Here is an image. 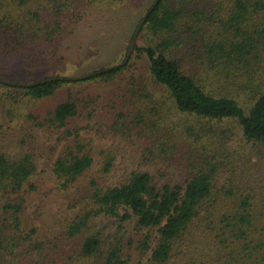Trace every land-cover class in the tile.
<instances>
[{
	"label": "trees",
	"instance_id": "16d2710c",
	"mask_svg": "<svg viewBox=\"0 0 264 264\" xmlns=\"http://www.w3.org/2000/svg\"><path fill=\"white\" fill-rule=\"evenodd\" d=\"M125 2L144 4L143 13L153 0H0V66L41 79L84 65L93 57L72 48L87 39L92 45L105 12ZM137 39L143 43L134 50L145 65L139 75L130 54L125 63L84 78L27 86L0 81L16 92V102H42L61 92L24 117L64 140L51 171L59 189H73L65 232L80 240L74 261L95 256L93 264H130L133 251L151 250L150 264H166L193 238L213 250L215 264H264V177L240 182L236 171L251 154L236 156L222 139L238 127L247 142L264 145V0H158ZM128 45L112 65L124 59ZM89 81L117 85L102 93L81 86ZM15 116L6 109L0 131ZM192 118L226 133L212 140L198 132L191 139L184 120ZM87 129L132 144L135 135L137 157L154 170L134 168L111 182L119 149L95 143L82 132ZM35 153L0 148V264H65L45 251L35 228H20L27 197L37 189ZM17 237L29 242L25 250Z\"/></svg>",
	"mask_w": 264,
	"mask_h": 264
},
{
	"label": "rangeland",
	"instance_id": "374dc122",
	"mask_svg": "<svg viewBox=\"0 0 264 264\" xmlns=\"http://www.w3.org/2000/svg\"><path fill=\"white\" fill-rule=\"evenodd\" d=\"M142 8H144V4L142 6L135 7L134 5L129 4V2H125L124 4L110 10L108 13L105 11L99 12L102 16H104L102 13L105 12V19L107 20L101 21V25L97 23V28L94 32H92V45H90L91 41L87 39V41L82 45L72 48L73 50L75 48H79L75 50L78 52L76 54L79 56L85 53L86 56H92L93 58L84 63V65L81 64L68 67L62 70L61 74H84L91 72L100 66L112 65L111 62H113L117 56H120L121 58L126 44L129 43V36L132 34L139 20L146 12L142 13L140 11ZM93 17V15H90L87 20L93 23ZM82 22L83 21L79 23L78 30L84 27ZM136 42L139 44L143 43V41L138 40L137 37L135 43ZM90 47L98 50V52L93 54L88 53L90 52ZM131 55V61H133L134 66H136L134 68L135 71L138 75L144 73V55L135 52L134 48ZM86 58L88 59V57ZM79 59H81V57H77V61ZM0 77L11 81L25 82L29 79H39L35 73L26 72L22 69L10 71L3 66H0ZM117 81L123 83L126 79L121 78ZM115 82L110 84L102 83L95 85L91 84L89 81L81 86L91 84L97 92L105 93L109 92L117 85ZM78 87L80 86H76L75 88ZM60 94L61 92L54 98H48L42 102H29V100L16 102L13 100L16 92L8 87L0 85V121L5 120L6 109H10L16 115L12 126L0 131V148H5L10 154H14L24 148L36 151L37 168L32 176V179L35 181L33 183L36 184L37 189L32 191L27 197L24 219L22 224H20V228L25 227L26 230L35 228L39 239L44 241L45 251L51 254V256H58L65 262V264H93V262H96L98 259H96L95 256H84L83 259L81 258L83 261L77 257L74 261L75 257L79 255L77 253L80 251V240L69 236L65 232L68 221L73 216V209L69 205L73 196V189H59L51 171L52 162L62 148L64 140L58 139L57 132H51L48 129L39 127L24 117L26 112H36L39 108L42 109L47 106V104L49 105L52 103L54 99L60 98ZM173 118L178 119L179 116L173 113ZM196 121L197 120L193 118L184 120L185 126L190 128L188 134L191 139H194L196 133L198 132L203 136L206 135L207 138L210 137L212 140H216V135H219L221 132L226 133V130L224 131L220 127L216 126H213L214 131L211 132L204 124L200 125ZM234 131L235 133H232L231 127V129L226 133L227 135H222L223 144L226 141L228 146L232 149L233 154L235 152L236 156L237 151L240 155H242L245 151L249 152V154H251L249 161L252 162H250L251 164L246 163L245 166L243 165L238 168L236 171L237 179L240 182H262L264 177V145L251 141L247 142L243 138L238 127L237 131L236 129ZM82 132L87 136H91L97 144L104 143L117 145L119 153L116 159L115 167L110 175L111 182H118L124 179L128 172L134 168H149L154 170L155 164L149 165L137 157L135 146H138L140 143L137 141L138 139H136L135 135L134 137L136 143L132 144L127 140H125L126 142L124 140L122 141L120 138L113 135L102 136L101 134H96L88 129L83 130ZM135 134L140 136L138 132H135ZM100 225L105 227L108 223L102 220L100 221ZM114 228V225L112 228L107 227L105 234L110 233V231ZM138 237L139 236H136V238ZM17 238L21 243L20 248L25 250L26 246L29 245V242L23 237ZM192 239L193 238H185L183 243L178 245L179 248H176L172 255H170L166 264H215L214 262L216 261L213 257V250L209 249L207 246H202L200 244L197 245ZM132 246L133 248L136 247L135 244ZM32 252H36V250L33 249ZM150 252L151 250H148L146 253L142 251H133L131 253L130 264H150ZM80 257L82 256L80 255Z\"/></svg>",
	"mask_w": 264,
	"mask_h": 264
},
{
	"label": "water",
	"instance_id": "95a60500",
	"mask_svg": "<svg viewBox=\"0 0 264 264\" xmlns=\"http://www.w3.org/2000/svg\"><path fill=\"white\" fill-rule=\"evenodd\" d=\"M158 0H153V3L151 4L150 8L143 14V16L141 17V19L139 20L137 26H136V29L134 30L132 36H131V39L129 41V45H128V49L126 51V55L124 57V59L114 65H109L107 67H103V68H100V69H97V70H94V71H91V72H88V73H84V74H81V75H51V76H47V77H44V78H41L39 80H34V81H11V80H6V79H3L0 77V81H4V82H8V83H12V84H16V85H30V84H37V83H40V82H43V81H47V80H53V79H56V78H59V79H75V78H84V77H88L92 74H95V73H100L101 71H106L108 69H111L113 67H116V66H119L123 63H125L127 61V59L129 58L133 48H134V45H135V40H136V37H137V34H138V31L140 30L141 26L143 25L144 21L146 20L148 14L150 13V11L153 9V7L157 4Z\"/></svg>",
	"mask_w": 264,
	"mask_h": 264
}]
</instances>
